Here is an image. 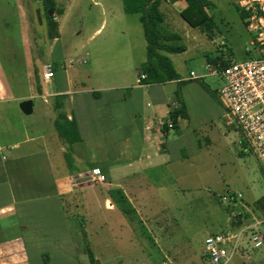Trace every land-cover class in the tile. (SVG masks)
<instances>
[{"label":"crops","instance_id":"1","mask_svg":"<svg viewBox=\"0 0 264 264\" xmlns=\"http://www.w3.org/2000/svg\"><path fill=\"white\" fill-rule=\"evenodd\" d=\"M43 1L29 0L38 19ZM17 2L20 19L27 20L23 0ZM53 2L55 30H47L44 49L37 46L35 31L21 22V44L11 51L13 58L15 50L23 48L27 90L14 91L19 76L7 72L0 60V264H109L102 229L108 228V236L118 244L143 243L148 237L145 220L150 227H161L157 216L142 218L152 212V182L198 157L204 150L201 140L211 145L214 129L227 118L221 86L207 81L220 78L207 76V67L222 56L208 57L204 72L197 74L185 60L176 59L187 53L186 47L182 53L166 54L178 77L149 83L141 71L147 62L144 39L129 44L123 70L119 55L106 48L100 56L93 55L100 63L95 70L85 72L74 66L89 62V53L81 55L85 44L69 52L62 39L60 20L71 18L74 0L66 6ZM165 2L179 16L185 7L184 2ZM106 26L103 20L89 41ZM195 29L206 38L214 35L213 28ZM8 38L0 33V43L7 45ZM48 70L53 76L45 79ZM94 74L100 77L94 79ZM29 99L33 113L26 116L19 105ZM71 124L78 140H72ZM96 170L106 183L95 182ZM136 227L141 237L135 235ZM125 251L118 245L112 260L133 257Z\"/></svg>","mask_w":264,"mask_h":264},{"label":"rangeland","instance_id":"2","mask_svg":"<svg viewBox=\"0 0 264 264\" xmlns=\"http://www.w3.org/2000/svg\"><path fill=\"white\" fill-rule=\"evenodd\" d=\"M56 1L61 6H66L68 2ZM209 1L211 4L207 10L212 17L209 28L214 29V35L207 34L208 38L199 30L190 27L177 12L173 14L169 11L170 6L165 0H162L161 4V11L165 15L164 29L180 35L181 40L177 44L188 49L186 54L176 56V59L185 60L188 69L194 70L197 74L204 72L208 57L222 56L225 60L239 62L255 55L246 52V48H251L253 37L248 31L247 18H241L243 9L239 5V0ZM17 3V0H0L2 13L0 33L9 37L7 45L0 43V60L7 72L19 76L14 81V91L21 93L28 88L27 68L22 61L23 48L20 47V51L15 50V57L10 56L14 45L18 48L21 44V22H24V27L29 24L35 31L37 46L41 50L47 42L46 35L50 27L44 7L39 9L41 16L38 19L31 10L29 0H23V12L26 13L27 19L25 20L19 17ZM96 3H103V6ZM74 4L75 9L71 18L66 22L60 20L63 43L69 52L74 45L85 44L81 55L84 58L87 53L90 55L89 62L75 63L74 66L85 72L94 71L100 63L92 60L93 55L100 56L103 49L111 48L119 55L120 70L127 67L129 44H138L139 41L143 43L145 39L138 16L125 13L122 0H74ZM103 8H106V15ZM110 8L113 9L111 12ZM169 13L173 14L171 22ZM103 20H107L106 28L104 27L103 32L89 41L88 38L100 27ZM111 30L115 33L112 37ZM79 32L81 34L78 37L75 33ZM99 77L100 75L94 74V79ZM207 81L210 84L216 83V87L223 86L221 78ZM222 105L227 116V108ZM36 116L37 112L25 119L30 121ZM206 143L205 140H201L204 150L192 162L177 165L174 171L166 172L164 178L152 182L151 191L154 193L151 201L152 212L145 213L142 218L147 216L150 220L149 216H157L155 218L161 227H150L149 221L145 220L148 237H145L143 243L124 241L118 244L115 238L108 236V228L102 229L103 237L108 238L104 244V256L108 257L106 263L208 264L207 256L202 253L206 239L210 235L233 229L232 223L238 220L234 218V214H246L250 211V218H244L243 224L252 223L253 219L264 221V209H257L258 203L264 198V170L258 158L249 149L238 125L230 123L227 118L222 119L220 125L214 129L211 145L208 146ZM95 182L98 183L96 180ZM229 192L241 194V201L237 204L222 202V197ZM258 228L264 231V222ZM135 235L137 237L143 235L138 227L135 229ZM118 245L130 251L133 257L126 261L112 260ZM252 263L264 264V248L253 250L251 245L244 244L241 252L230 264Z\"/></svg>","mask_w":264,"mask_h":264},{"label":"built area","instance_id":"3","mask_svg":"<svg viewBox=\"0 0 264 264\" xmlns=\"http://www.w3.org/2000/svg\"><path fill=\"white\" fill-rule=\"evenodd\" d=\"M239 5L248 13V31L253 37L251 48H246V52L255 55L239 62L231 60L226 67L221 63L209 65L207 76L223 80L219 96L227 108V120L238 125L264 170V0H239ZM52 76L51 70L44 73L45 79ZM141 78L145 79V76ZM173 127L172 122L167 123L169 130ZM95 173L98 183L106 182V177L99 170ZM241 199V194L229 192L222 197V202L237 204ZM263 222L253 219L252 223L210 235L202 252L207 256L208 264H230L244 244L251 245L253 250L263 249L264 231L258 228Z\"/></svg>","mask_w":264,"mask_h":264},{"label":"trees","instance_id":"4","mask_svg":"<svg viewBox=\"0 0 264 264\" xmlns=\"http://www.w3.org/2000/svg\"><path fill=\"white\" fill-rule=\"evenodd\" d=\"M171 3L184 2L185 7L181 10V18L191 27H204L206 29L212 23V17L208 12L209 0H167ZM162 0H123L124 10L127 14L139 16L143 28L144 38L147 43V62L142 66L141 71L147 75V82L158 83L174 80L178 77L173 64L166 54H177L185 51V46L178 45L180 36L176 33L168 32L164 29V15L160 11ZM43 5L46 16L49 19L50 30H55L52 22L53 16H49V11H55L53 0H44ZM241 18H248V13L241 10ZM221 63L223 67L229 65L230 61L222 58L216 59L212 65ZM174 120V119H172ZM73 133L72 140H78V132L74 124H71ZM258 210L264 209V198L257 205ZM129 214L128 211H124ZM238 219L232 223L233 228L240 227L244 218H250V214H239L234 216ZM91 255V253H90ZM93 260V257H91Z\"/></svg>","mask_w":264,"mask_h":264},{"label":"water","instance_id":"5","mask_svg":"<svg viewBox=\"0 0 264 264\" xmlns=\"http://www.w3.org/2000/svg\"><path fill=\"white\" fill-rule=\"evenodd\" d=\"M53 14V11H49V16ZM20 110L26 116L33 113V101L31 99L22 101L19 105Z\"/></svg>","mask_w":264,"mask_h":264}]
</instances>
